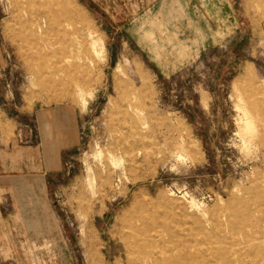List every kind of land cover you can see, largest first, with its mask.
<instances>
[{
	"label": "rangeland",
	"instance_id": "374dc122",
	"mask_svg": "<svg viewBox=\"0 0 264 264\" xmlns=\"http://www.w3.org/2000/svg\"><path fill=\"white\" fill-rule=\"evenodd\" d=\"M0 171L50 264H125L139 191L179 264H264V0H0Z\"/></svg>",
	"mask_w": 264,
	"mask_h": 264
},
{
	"label": "bare ground",
	"instance_id": "6f19581e",
	"mask_svg": "<svg viewBox=\"0 0 264 264\" xmlns=\"http://www.w3.org/2000/svg\"><path fill=\"white\" fill-rule=\"evenodd\" d=\"M251 71L249 68H245L237 77L236 82H241L252 76ZM133 198L135 208H131V211L128 212L132 227L130 226V230L122 237L125 264H179V260L182 259L179 255L180 248L178 249L171 242L172 238L170 239L163 231L159 230L146 214L149 200L142 191L134 193Z\"/></svg>",
	"mask_w": 264,
	"mask_h": 264
},
{
	"label": "crops",
	"instance_id": "0c3cea01",
	"mask_svg": "<svg viewBox=\"0 0 264 264\" xmlns=\"http://www.w3.org/2000/svg\"><path fill=\"white\" fill-rule=\"evenodd\" d=\"M10 184L14 187L13 183ZM6 194L7 192L0 188V264L52 263L54 261L52 250L42 249L37 251L31 244L32 242L36 243V239L32 241L29 233L23 236L20 232L23 226H30V221L29 219L15 218L9 212L12 210L14 213L16 206L15 203H11V205L3 203V196Z\"/></svg>",
	"mask_w": 264,
	"mask_h": 264
}]
</instances>
